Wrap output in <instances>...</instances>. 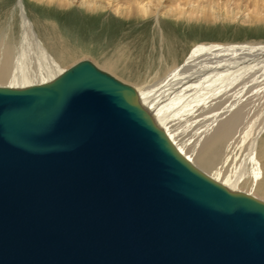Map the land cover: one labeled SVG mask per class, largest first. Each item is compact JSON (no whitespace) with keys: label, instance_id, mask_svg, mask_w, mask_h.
<instances>
[{"label":"water","instance_id":"95a60500","mask_svg":"<svg viewBox=\"0 0 264 264\" xmlns=\"http://www.w3.org/2000/svg\"><path fill=\"white\" fill-rule=\"evenodd\" d=\"M0 264H264V201L195 167L82 59L0 86Z\"/></svg>","mask_w":264,"mask_h":264},{"label":"bare ground","instance_id":"6f19581e","mask_svg":"<svg viewBox=\"0 0 264 264\" xmlns=\"http://www.w3.org/2000/svg\"><path fill=\"white\" fill-rule=\"evenodd\" d=\"M54 1L62 8L71 3V0ZM162 1L106 0L112 12L127 20L152 15L154 24L150 37L153 41L154 36H158L160 51L157 67L154 68L148 56L143 58L147 63L141 72L137 67H129L127 61L132 58V45L123 46L118 56H111L100 64L94 58L85 59L89 58L99 69L132 86L143 106L195 167L231 190L264 200V171L258 162L259 151H264V137L260 139L264 128V42H194L180 55L168 52L167 58L162 52L164 46L167 47V37L159 27L158 16L162 13L175 19L195 18L208 22L216 16V4L213 0H207L206 4L201 0L206 7L200 8L197 0H176L170 6ZM84 4L89 12L103 9L96 0H85ZM17 5L20 7L19 3ZM229 5L223 16L234 19L237 14ZM253 5V12H246L241 18L263 24L264 0H254ZM20 13V29L16 35L10 31L11 24L0 29V86L24 87L47 82L70 67L58 65L46 49V45H50L48 41L45 40L44 45L31 22L22 11ZM35 22L37 25V20ZM82 26L79 27L84 34L83 30L92 29L93 24ZM57 37L60 38L55 32L52 37L47 36L50 40ZM155 48L151 42L150 50L156 51ZM61 51H56L60 61L64 59L61 54L64 50ZM132 69L136 74L130 81L115 74L119 71L132 76Z\"/></svg>","mask_w":264,"mask_h":264},{"label":"rangeland","instance_id":"374dc122","mask_svg":"<svg viewBox=\"0 0 264 264\" xmlns=\"http://www.w3.org/2000/svg\"><path fill=\"white\" fill-rule=\"evenodd\" d=\"M96 1L98 5L103 6V9L98 8L97 10L94 9L93 12H89V10H86L85 8V0H71L70 6L66 8L57 6L56 1L54 0H42L38 2L34 0H0V29L11 24L10 31L16 35L20 29V25L18 24H20L21 21L22 15L20 12L22 11L33 25V30L37 33L36 36H38L39 40L44 45L46 44L44 41H48V44L50 45H46V49L61 68H67L69 65L71 66L86 57L94 58L100 64L111 56H118L120 53L119 49H122L123 46L129 48L131 45L133 46L130 49L132 58H128L127 61L129 67H137V70L141 72L143 70V65L147 63V61L143 60L145 56L151 58L154 68L157 67L159 64L158 36L155 35L153 41H151L150 37L154 24L152 15L145 18H135L134 16L132 19L127 20L126 18L112 12L113 10L108 4H106V0ZM174 1L176 0H163L162 3L170 6ZM177 1L181 2V0ZM190 1L192 2L196 0ZM199 1H196V5L200 8H205L207 0H203L204 3L206 2L205 4L203 1ZM229 1L230 2H227V0H213V3L216 4L214 5V15L217 17H213V20L208 22L195 18H189L190 20L187 18L175 19L170 15L161 13L158 16L159 27L167 37L166 44L168 43V48L164 46L162 50L163 54L167 58V53H171V51L180 55L181 51L191 47L194 42H264V23H257L255 21H251L250 23V21H243L241 18L244 13L253 12V9L251 8H254V0ZM16 3H19L20 7H18ZM228 4H230V7L228 6L229 9L232 10L234 14H237V19L225 18V16H223L225 14L224 9ZM36 20L37 25L35 22ZM66 21L67 23H65ZM84 23L86 25L87 23L93 24V27L90 30L88 28L84 29L83 34L79 26H82ZM46 27L48 29H45ZM52 32H55V35L60 36V38L57 37V40H50L47 38L48 35L52 37ZM151 42L156 45V51L152 52L150 50ZM59 49L62 50L61 52L64 50L63 53L59 52L64 55V59L61 61L56 57V51ZM87 60L90 59L87 58ZM90 61L93 62L92 60ZM167 61L168 59L166 62ZM130 71L132 76H128L119 71L115 74L130 81L136 74L133 69ZM261 137H264V128L260 139ZM259 145L260 140L257 144L258 148ZM258 157L260 159L258 161L259 167L261 166L264 171V151H259ZM262 201L264 200L262 199Z\"/></svg>","mask_w":264,"mask_h":264}]
</instances>
